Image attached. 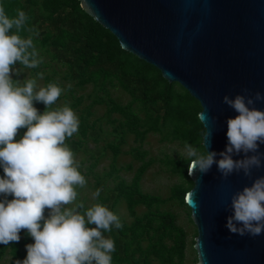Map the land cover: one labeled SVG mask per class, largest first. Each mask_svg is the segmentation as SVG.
I'll return each mask as SVG.
<instances>
[{
  "label": "trees",
  "instance_id": "obj_1",
  "mask_svg": "<svg viewBox=\"0 0 264 264\" xmlns=\"http://www.w3.org/2000/svg\"><path fill=\"white\" fill-rule=\"evenodd\" d=\"M0 4L9 18H14L18 9L24 11L29 17L26 27H34L39 33L33 42L42 62L35 68L16 63L11 75L13 81L23 83L34 78L36 83L42 80V87L57 84L63 91L52 107L67 103L79 118V130L66 144L75 156H85L81 163L88 165L85 171L79 166V171L86 181L88 177L94 178V191L103 189L94 204L107 206L122 224L120 229L113 226L111 232L103 233L115 241L112 264H187L188 247L195 253L194 241L187 243L188 234L178 224L176 214L163 207L175 202L186 208L192 224L190 210L184 202L185 193L193 187L188 177L190 158L164 156L159 160L184 183L174 185L169 197L162 198L141 189L144 174L155 163L142 146L149 134H157L161 142L177 143L184 149L185 144H191L204 152L205 130L198 119L199 102L178 83L163 79L157 68L123 51L118 40L89 17L77 0H0ZM19 35L27 38L30 33L21 30ZM86 86L92 90L84 96L79 92ZM112 90H120L129 100L121 103L112 96ZM33 106L41 114L45 111L43 103L34 101ZM97 106L104 107V113L94 117ZM26 130L20 129L16 139H21ZM129 136L136 146L124 151ZM90 144L93 148H89ZM108 153L109 167L97 175L95 168ZM123 154H130L138 162L130 181L120 173L131 171L132 164L125 167L117 164ZM3 176L0 168V178ZM3 199L0 195V200ZM6 199L11 200L12 196ZM120 205H124L128 218L118 214ZM84 206L82 212L89 208ZM138 208L143 211L139 213ZM47 212L46 209L45 218ZM19 236L18 242L0 244V262L7 257L6 264H16L26 258L24 249L34 240L26 230H21Z\"/></svg>",
  "mask_w": 264,
  "mask_h": 264
},
{
  "label": "clouds",
  "instance_id": "obj_2",
  "mask_svg": "<svg viewBox=\"0 0 264 264\" xmlns=\"http://www.w3.org/2000/svg\"><path fill=\"white\" fill-rule=\"evenodd\" d=\"M28 20L19 9L9 18L0 4V168L4 173L0 195L5 197L0 200V244L18 242L19 233L26 230L34 243L26 245V258L16 264H112L115 241L103 233L111 232L113 226L122 228L118 216L101 203L82 212L85 206L77 202V188L85 187L87 181L66 144L79 130L77 114L67 103L52 107L63 91L57 84L37 90L34 78L23 83L11 78L16 63L35 68L42 62L33 42L39 33L34 27H26ZM21 30L30 35L22 38ZM262 99L260 93L223 97V103L237 113L226 121L228 143L220 153L207 150L211 140L206 132L204 152L185 144L189 177L196 172L207 173L213 164L223 178L234 172L247 177L253 168L261 167L264 110L253 105ZM34 101L45 105L42 114L33 106ZM200 118L206 116L202 113ZM20 129L27 130L17 140ZM240 154L243 158L233 159ZM102 190L97 188L93 199H98ZM8 196L12 199H6ZM230 209L232 215L226 223L230 233L254 237L264 232V176L236 192Z\"/></svg>",
  "mask_w": 264,
  "mask_h": 264
},
{
  "label": "water",
  "instance_id": "obj_3",
  "mask_svg": "<svg viewBox=\"0 0 264 264\" xmlns=\"http://www.w3.org/2000/svg\"><path fill=\"white\" fill-rule=\"evenodd\" d=\"M77 1L123 51L157 68L163 79L199 102L198 119L211 140L207 150L224 151L226 121L237 115L223 103L224 96L264 97V0ZM253 106L264 110V99ZM259 151L264 153V145ZM260 176L264 158L247 177L234 172L223 178L216 164L205 174L188 176L193 187L184 202L196 228L195 264H264V232L241 237L226 227L231 197Z\"/></svg>",
  "mask_w": 264,
  "mask_h": 264
},
{
  "label": "rangeland",
  "instance_id": "obj_4",
  "mask_svg": "<svg viewBox=\"0 0 264 264\" xmlns=\"http://www.w3.org/2000/svg\"><path fill=\"white\" fill-rule=\"evenodd\" d=\"M25 76H28V73L26 72ZM42 80L39 79L36 83L37 90L42 87ZM91 87L86 86L83 90H81L79 93L86 96L89 93H91ZM112 96L115 97L117 100H119L121 103H126L129 98L128 96L121 92L120 90H112ZM89 100L86 99L85 103H88ZM95 114L94 117H99L104 113V107L97 106L95 107ZM101 145H103L101 143ZM136 146L135 142L133 141L132 136H129L127 139V144L123 147L124 151H129L131 147ZM89 148H93V144L89 145ZM144 150H147L149 153V157H152L155 159V163L146 171L144 174L142 180H141V189L145 193L159 195L162 198H168L170 195V190L172 187L176 184H181L183 181H180L179 177L177 175H173L168 171L164 165L159 161L164 156H169L174 159H178L179 157L187 158V154L185 152V149L179 146L177 143H166L160 141V136L157 134H149L146 137V140L142 146ZM85 158L84 155H78L75 156V159L80 167H82L83 171H85V166L88 165V162L81 163L82 160ZM111 162L110 154L108 153L107 156L103 157L102 160H100L98 166L95 168V173L97 175H101L103 171L107 170L109 167V163ZM131 163L133 166V169L129 172L122 171L120 175L127 181H130L134 170L138 166V162H135L130 154H123L119 156L117 164L120 167H125L127 164ZM84 165V166H83ZM94 178L88 177V181L83 188H77L78 197L77 201L82 202L87 207H91L95 199H93V193L94 191ZM184 184V183H182ZM163 209L172 211L177 216V222L180 226H182L185 231L188 234L187 243L190 244L191 240L194 239V226L190 224L188 220V210L186 208H181L178 206L175 202H170L166 204ZM143 211V208H138V212L141 213ZM118 214L121 217L128 218L127 212L124 207V205H120L118 208ZM48 216V212L46 215V218ZM26 251V249H24ZM195 253L192 252L190 247L187 249V255H186V261L187 264H195ZM8 262V258H4L0 264H6Z\"/></svg>",
  "mask_w": 264,
  "mask_h": 264
}]
</instances>
